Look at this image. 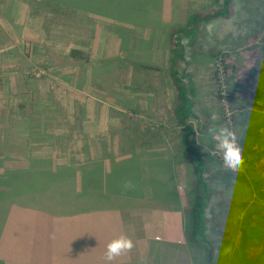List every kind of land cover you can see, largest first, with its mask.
<instances>
[{
	"label": "rangeland",
	"instance_id": "374dc122",
	"mask_svg": "<svg viewBox=\"0 0 264 264\" xmlns=\"http://www.w3.org/2000/svg\"><path fill=\"white\" fill-rule=\"evenodd\" d=\"M217 4L160 0L152 22L132 25L40 0H0V183L32 175L49 180L48 173L59 167L72 170L73 180L51 184L44 196L32 192L23 201L66 214L86 206L162 210L176 215L178 242L152 245L149 261L239 264L238 247L251 233L246 226L260 230L253 239H264V120L256 119L255 107L239 101L247 88L236 84L246 79V67H260L251 61L257 53L248 45L264 38V0H232V17L205 25L200 54L192 58L187 51L186 81L194 100L190 122L199 149L213 156L205 174L214 192L206 210L210 259L187 238L193 176L180 145L181 128L171 115L167 29L160 26V21L178 23L191 10ZM74 48L88 59L72 57ZM217 51L225 56H215ZM219 125L237 128L244 141L238 173L221 166L208 132ZM90 169L93 174L85 182L84 171ZM251 182L263 195L251 189ZM2 184L0 222L15 199L22 201L16 193L21 186L13 191L16 187ZM66 185L81 196L75 198ZM261 246L245 252L247 258L253 255L249 264H264L253 252Z\"/></svg>",
	"mask_w": 264,
	"mask_h": 264
},
{
	"label": "crops",
	"instance_id": "0c3cea01",
	"mask_svg": "<svg viewBox=\"0 0 264 264\" xmlns=\"http://www.w3.org/2000/svg\"><path fill=\"white\" fill-rule=\"evenodd\" d=\"M263 40L259 36L248 45L257 53L250 60L259 64L258 71L253 64L246 67V79L242 84L236 83L238 88H247L239 101L246 107H255L253 114L261 121ZM0 223V264H156L149 261L152 245L178 242L176 215L144 206H105L76 214L48 215L12 203ZM122 234L132 238L134 248L107 262V243Z\"/></svg>",
	"mask_w": 264,
	"mask_h": 264
},
{
	"label": "trees",
	"instance_id": "16d2710c",
	"mask_svg": "<svg viewBox=\"0 0 264 264\" xmlns=\"http://www.w3.org/2000/svg\"><path fill=\"white\" fill-rule=\"evenodd\" d=\"M45 4V6H56L59 8H72V9H83L86 11H91L98 13L100 15L109 16L111 18H121L124 19L127 23L132 25L152 22L150 18L153 10L159 8L160 0H88L91 4H84V0H40ZM217 6H208L204 9H194L188 12L184 20L178 23H166L161 22V27L166 30V43L169 52L168 65H167V75L166 83L171 88L173 92V103L171 107V115L175 123L181 128L180 133V145L184 152L185 157L191 164L192 169V178H193V187L191 189V204L188 210L187 222L185 224L186 233L188 240L198 243V245L204 248L207 251V256L210 259L212 254V246L208 238L207 232L209 230L208 218L206 216V210L209 204V200L212 194H214L211 189L210 183L206 178L207 171V160H211L212 155L208 153H202L198 147V141L196 136V129L193 124L190 122V119L194 117L193 112V93L192 89L188 85L186 79L188 77L187 65L189 64L187 51L189 52L190 57H197L202 50V35L205 25L211 23L212 21L219 18H230L234 14V8L232 5V0H217ZM100 7L101 9H99ZM143 20V21H142ZM188 48V49H187ZM223 55V53L217 51L215 56ZM70 55L74 58H82L84 60L88 59V54L80 49H71ZM222 64L223 61L221 60ZM232 67V65H231ZM228 68V67H227ZM264 120V119H263ZM251 124V123H250ZM249 126H246L245 131L251 133V129H247ZM259 129V128H258ZM242 146H244L243 139L240 140ZM60 173L59 176L55 175V172ZM54 171L48 173L49 180L44 179L40 176L32 175L24 179L19 177L14 178L13 180L2 184L4 186L12 185L11 190L15 191L18 186L19 191L16 190L17 194H21L20 197L25 198L29 196L32 192H35L38 195L37 198L44 196L48 186L51 184L56 185H65L67 182L74 179V173L72 170L68 172L63 167H59ZM70 171V172H69ZM87 173V179L89 175L93 174V170L84 171ZM17 176V175H15ZM1 178V175H0ZM252 190L261 196L262 191L258 187L257 182H251ZM66 191H73L75 198L81 196V193H76L73 185L64 187ZM69 189V190H68ZM170 193L176 197V191L171 190ZM2 194V193H1ZM0 194V199L2 195ZM100 196H106L103 193H99ZM15 199V198H12ZM42 199V198H41ZM14 203L18 204L23 208H28L42 212L48 215H63L66 213H55L52 211H47L42 208V205L34 206L28 205L25 201L17 199ZM39 203V201H38ZM29 204L31 202L29 201ZM101 206H86V208L80 210H74L67 214H76L80 211L94 210L99 209ZM218 226V223L214 221ZM261 224V223H259ZM262 225V224H261ZM247 229L251 230V233H245L240 246L238 247L239 264H249L250 257H245L246 251H252L262 246L260 250L253 251L256 255L255 259L264 261V239L255 240L254 237H259L260 230L252 229V225L248 224ZM220 230V229H219ZM253 231V232H252ZM225 233V232H224ZM221 234V231H220ZM250 240L251 244L248 245L245 238ZM264 237V236H263ZM251 246V248H250Z\"/></svg>",
	"mask_w": 264,
	"mask_h": 264
},
{
	"label": "clouds",
	"instance_id": "9594fccd",
	"mask_svg": "<svg viewBox=\"0 0 264 264\" xmlns=\"http://www.w3.org/2000/svg\"><path fill=\"white\" fill-rule=\"evenodd\" d=\"M208 132L214 142L215 150L220 155L222 168L238 173L243 163L241 158L243 147L240 143L239 130L235 127L219 125L210 127ZM128 183L130 182H126V186ZM224 206L228 207L229 202L225 201ZM212 238H215V233L212 234ZM134 246L132 238L122 234L107 243L104 258L107 262H111L116 257L130 252Z\"/></svg>",
	"mask_w": 264,
	"mask_h": 264
}]
</instances>
